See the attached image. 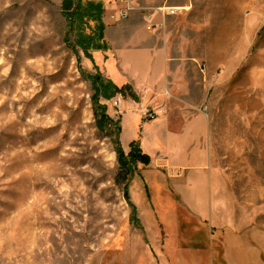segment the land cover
<instances>
[{"label": "rangeland", "instance_id": "obj_1", "mask_svg": "<svg viewBox=\"0 0 264 264\" xmlns=\"http://www.w3.org/2000/svg\"><path fill=\"white\" fill-rule=\"evenodd\" d=\"M109 1L117 2L116 11L123 8ZM192 3L218 7V27L231 28L218 30V48L206 52L218 71L212 117L218 121L216 163L228 186L220 194L218 227L233 230L229 220L237 236H263L264 0ZM61 4L0 0V264H193L199 257L205 264L210 228L180 201L194 193L188 174L174 185L181 198L163 179L166 172L150 165L136 166L127 198L116 184L114 125L123 118L128 128L119 136L122 148L133 135L132 119L123 114L149 121L139 116V102L117 95L99 98L113 126L100 123L90 78L110 81L95 60L102 51L90 49L91 60L77 45L94 24L66 20ZM119 100L122 106L114 104ZM196 192L201 199L202 190ZM218 264H226L220 251Z\"/></svg>", "mask_w": 264, "mask_h": 264}, {"label": "crops", "instance_id": "obj_2", "mask_svg": "<svg viewBox=\"0 0 264 264\" xmlns=\"http://www.w3.org/2000/svg\"><path fill=\"white\" fill-rule=\"evenodd\" d=\"M105 2L109 4L101 5L107 50L95 54L96 63L118 88L130 85L140 94L147 89V103L165 112L155 121L140 123L131 111L123 114L125 119H132L133 135L126 141L127 147L122 143V148L128 153L129 144L138 141L142 153L150 158L149 165L166 172L163 179L178 197L174 185L182 173L188 174L187 186L194 193L184 200L180 196V201L193 208L192 216L198 224L210 228L212 251L204 257L205 264H218V251L226 264H264V245L260 241H264V235L254 232L237 236L235 226H228L229 220L225 221L226 227L233 230L222 232V226L218 227V212L224 209L220 194L228 186L216 163L218 121L212 111H218V71L213 69L216 60L208 59L206 52L207 47L218 48V30L231 28L222 23L218 27V7L196 6L192 0H133L148 11L133 12L124 21H118L117 2ZM163 5L178 8L179 12L164 18L153 14V28L148 29L146 14ZM208 37L214 42L208 43ZM204 65L206 71L202 72ZM136 124L139 133L134 131ZM120 126L121 140L128 129L123 118ZM197 190H202L201 199L195 194ZM202 262V257L199 262L192 261Z\"/></svg>", "mask_w": 264, "mask_h": 264}, {"label": "trees", "instance_id": "obj_3", "mask_svg": "<svg viewBox=\"0 0 264 264\" xmlns=\"http://www.w3.org/2000/svg\"><path fill=\"white\" fill-rule=\"evenodd\" d=\"M61 11L64 13L66 20H74L78 23L83 21L92 22L94 24L90 36L81 37L77 40V45L81 48L87 58H91L90 49L105 51L107 50V44L103 40L104 26L102 23L103 8L101 3H94L83 0H62ZM94 94L92 95V104L96 110V117L101 118V124H106L108 127L113 126L111 120L106 116L103 107L99 103V98L102 100H112L117 95L122 97H128L133 102H137L138 98L130 85H124L120 88L115 86L112 82H103L100 77L90 78ZM99 125L100 129L103 127ZM117 135L114 141L116 146L117 160L119 163V171L115 177L116 184L122 186L124 195L127 198V185L130 179L135 175V168L138 164L148 166L150 164V158L148 155L143 154L140 150L138 141H133L129 144V152L125 155L122 151L119 136L121 133V127L115 126ZM134 210V209H133ZM135 214V210L133 215ZM142 231V228L140 229Z\"/></svg>", "mask_w": 264, "mask_h": 264}, {"label": "built area", "instance_id": "obj_4", "mask_svg": "<svg viewBox=\"0 0 264 264\" xmlns=\"http://www.w3.org/2000/svg\"><path fill=\"white\" fill-rule=\"evenodd\" d=\"M119 4L123 5V8L118 12V21H124L126 20L131 13L137 12V11H148L146 8H140L139 6L133 4L130 0H117ZM178 8L174 7H169V6H162V7H157L150 9V14H146L145 19H146V24L148 29L153 28V22L150 19V17L153 14H158L161 17H166V16H172L178 13ZM201 71H204V67H201ZM147 94V89H143L141 92V97L137 101V109L139 112V116L141 119H146L148 121H155L157 120L160 116L164 114V111L162 107H152L151 104L147 103L145 100V95ZM115 105L119 104L121 105L120 101L114 102Z\"/></svg>", "mask_w": 264, "mask_h": 264}]
</instances>
